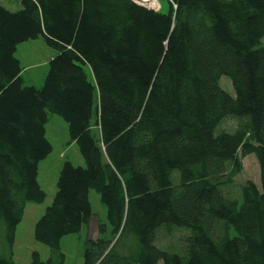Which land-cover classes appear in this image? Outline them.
Wrapping results in <instances>:
<instances>
[{
  "label": "trees",
  "instance_id": "trees-1",
  "mask_svg": "<svg viewBox=\"0 0 264 264\" xmlns=\"http://www.w3.org/2000/svg\"><path fill=\"white\" fill-rule=\"evenodd\" d=\"M167 3L0 4V264H16L24 209L46 197L37 176L52 150L48 112L84 164L62 163L33 232L50 256L32 250L29 264L64 263L60 241L89 223L91 190L109 228L99 223L82 264H264V0ZM39 36L56 55L42 86L25 85L16 48ZM248 154L260 183L232 194ZM176 229L186 231L178 246L163 245L182 251L162 249Z\"/></svg>",
  "mask_w": 264,
  "mask_h": 264
},
{
  "label": "rangeland",
  "instance_id": "rangeland-1",
  "mask_svg": "<svg viewBox=\"0 0 264 264\" xmlns=\"http://www.w3.org/2000/svg\"><path fill=\"white\" fill-rule=\"evenodd\" d=\"M138 4H142L149 9L167 11V0H157V5L148 6L143 0H134ZM0 4L8 8L9 10H18L21 8L20 0H0ZM264 43V36L263 41ZM16 55L22 59V80L25 85L42 86L46 73L48 72V64L54 55L55 51L45 44L43 37L39 36L37 39L24 41L17 46ZM33 61V62H32ZM89 78L91 77L90 68L86 67ZM220 86L223 87L229 94L234 95V90L230 79L226 75H222L219 79ZM222 123V122H221ZM220 123V124H221ZM46 132L48 141L52 146V150L49 154L39 162L38 168V182L43 190L46 191V197L43 202H29L24 209V216L19 222L16 229L15 242L13 244V257L16 264H29L32 250H37L42 259L48 258L49 248L46 244L40 243L35 239L33 234L36 220H38L43 211L52 202V198L56 192V182L61 165L64 161H69L73 165L82 166L84 164L83 156L80 155L78 145L74 141H70L68 134L67 123L58 115L48 112V121L46 123ZM219 124V125H220ZM232 127L234 125L231 117H227L223 120L221 127ZM232 130V128H227ZM243 159L242 171L235 177V188L231 187L230 192L236 193L235 190L238 186L247 182V179L255 181L257 184L259 180L258 161L254 154H248ZM172 178H177L176 172H173ZM234 197H239V194ZM89 199L91 204V210L93 215L91 217V229L88 232V225H85L78 233L65 235L61 241V252L65 254L63 264H82L83 251L86 247V242L89 239H94L100 235L98 231L99 223L106 224L109 228L108 220L106 219V209L101 203L100 198L95 190L89 192ZM95 223V227L92 228V224ZM185 229V228H184ZM186 233L185 230H174L169 236L162 235L160 247L172 252H181L182 249L174 248L178 246L182 237ZM158 244V243H157ZM172 245L167 247L166 245ZM158 264H163L162 261Z\"/></svg>",
  "mask_w": 264,
  "mask_h": 264
},
{
  "label": "crops",
  "instance_id": "crops-1",
  "mask_svg": "<svg viewBox=\"0 0 264 264\" xmlns=\"http://www.w3.org/2000/svg\"><path fill=\"white\" fill-rule=\"evenodd\" d=\"M18 48V47H17ZM17 56V55H16ZM17 58H18V60H20V63H21V61H22V59L21 58H19V56H17ZM33 62V61H32ZM22 75H23V73H22ZM36 85V84H35ZM91 218L89 219V223L88 224H86V225H88V227H87V229H88V232H89V229H91ZM95 227V223H93L92 224V228H94ZM83 228V227H82ZM90 233V232H89Z\"/></svg>",
  "mask_w": 264,
  "mask_h": 264
},
{
  "label": "bare ground",
  "instance_id": "bare-ground-1",
  "mask_svg": "<svg viewBox=\"0 0 264 264\" xmlns=\"http://www.w3.org/2000/svg\"><path fill=\"white\" fill-rule=\"evenodd\" d=\"M145 3H147V5L149 6H153V5H157V0H143Z\"/></svg>",
  "mask_w": 264,
  "mask_h": 264
}]
</instances>
